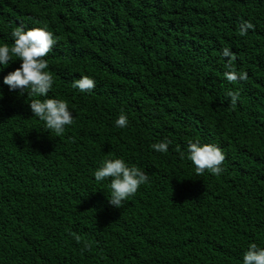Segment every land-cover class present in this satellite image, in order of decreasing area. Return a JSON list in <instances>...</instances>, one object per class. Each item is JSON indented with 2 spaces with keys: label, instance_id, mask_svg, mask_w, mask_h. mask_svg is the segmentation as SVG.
<instances>
[{
  "label": "trees",
  "instance_id": "16d2710c",
  "mask_svg": "<svg viewBox=\"0 0 264 264\" xmlns=\"http://www.w3.org/2000/svg\"><path fill=\"white\" fill-rule=\"evenodd\" d=\"M21 25L57 37L38 98L74 122L47 130L3 83L20 61L0 66V264H242L264 248V0H0V44ZM225 47L246 81L225 78ZM82 76L95 89L73 88ZM197 140L224 152L220 175L195 174ZM116 158L149 176L121 208L94 178Z\"/></svg>",
  "mask_w": 264,
  "mask_h": 264
},
{
  "label": "clouds",
  "instance_id": "9594fccd",
  "mask_svg": "<svg viewBox=\"0 0 264 264\" xmlns=\"http://www.w3.org/2000/svg\"><path fill=\"white\" fill-rule=\"evenodd\" d=\"M249 29H254V25L248 21H243L240 25V35H246ZM13 43L0 44V66H7L10 62L19 60L20 66L3 77V83L9 90L21 91L27 89L28 95L34 97L28 104L33 115L43 121L45 128L61 136L65 133L66 126L74 122L73 113L69 110L65 100L38 97H47L54 84L51 72L47 71L49 65L45 57L52 52L57 43V37L46 27L32 28L25 30L21 25L12 32ZM223 57L228 58L229 71L225 73V78L230 83L246 81L247 72L237 73L232 69L234 53L227 47L222 49ZM13 58H16L15 60ZM81 92H91L96 87V81L88 76H82L72 84ZM233 106L239 100V91H229ZM2 97V93H0ZM128 117L122 111L115 121L119 128L128 126ZM170 140L154 143L152 149L165 153L168 151ZM185 153L181 152L183 158ZM187 158L195 166V174L202 176L206 171L212 175H220L223 171V163L226 159L224 152L214 144H201L199 140L189 141L187 145ZM97 182L110 179V199L108 203L116 208H121L130 196H134L141 185L149 181L147 173L137 166H128L120 158L105 159L101 166L94 172ZM77 239H79L77 237ZM242 264H264V248H259L256 243H251L247 251L243 254Z\"/></svg>",
  "mask_w": 264,
  "mask_h": 264
}]
</instances>
